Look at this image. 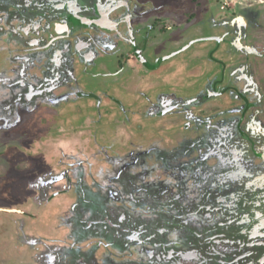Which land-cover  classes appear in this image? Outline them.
I'll use <instances>...</instances> for the list:
<instances>
[{"label":"rangeland","instance_id":"1","mask_svg":"<svg viewBox=\"0 0 264 264\" xmlns=\"http://www.w3.org/2000/svg\"><path fill=\"white\" fill-rule=\"evenodd\" d=\"M126 1L132 15L123 8L111 21L196 11L190 35L210 34L220 27L211 11L239 21L264 54V2L252 5L262 0H206L203 15L193 0H0V264L251 260L229 246L253 215L243 187L259 160L249 129L264 132V68L253 77L261 88L224 84L216 96L218 66L192 51L211 42L159 62L180 36L152 22L135 33L145 48L151 41L149 64L159 62L147 70L127 44L144 23H121V40L72 19Z\"/></svg>","mask_w":264,"mask_h":264},{"label":"flooded vegetation","instance_id":"2","mask_svg":"<svg viewBox=\"0 0 264 264\" xmlns=\"http://www.w3.org/2000/svg\"><path fill=\"white\" fill-rule=\"evenodd\" d=\"M206 0H193V5L198 8L197 11H199L200 14H206ZM264 2V0L260 1L259 3L252 4L253 7L255 5H261ZM173 6L180 7V3H172ZM181 5H183V1L181 2ZM250 5L249 8H252ZM217 6V5H216ZM112 9H107L103 13L101 12L100 6L98 4L94 5L92 7V10L95 14H97L95 17H86V16H77L78 12L80 10H77L72 19H77L78 23L82 25L83 27H97L100 29V33H110L114 32L119 39H124L123 36L120 35L119 31L117 28L120 26L121 23H126L128 27H130V22L132 24H142L144 23L143 26L136 28V32L131 33L129 37L131 39L127 40V44L131 46V50L133 53V56L136 58L137 61H139L143 67H145L147 70L148 69H154L159 65V62L163 61L164 59H167L173 55L179 54L181 51H184L186 49H192V46L197 44L198 42H211L208 44H211L209 49L206 51L205 48H195L192 51L193 56L200 58L203 57L205 60V64L208 63V61H213V63H216L218 66L217 69H219V73L217 76L216 73V80H215V85L217 87H222L224 84L227 87H230L232 90L237 89L238 83H241L244 85L246 89L250 91L253 88H261L259 85V80L258 78H255V81L253 80L254 74L256 71L261 70V66L264 68V54L258 53L259 51L253 46L250 45L249 37L247 35H244L243 33V25H240L238 22L239 21H233V20H228L225 16L219 17V21L214 19V13L211 11L209 12V16L211 17L212 24L215 25L216 22L217 25H219V29L214 30L210 34H194L190 35V24L195 21L197 18V15L195 14L196 11L190 12V13H185V15H178L174 16L170 12L167 16L163 17L162 15H154V16H148L147 19H140L138 18V21L134 22L133 19L131 18L130 12L131 7L128 5V1H126L125 4L123 5H116L111 7ZM129 9L130 14L128 13V21L127 24V15H123L120 17L121 19L118 20L117 22L111 21L109 18L110 15L113 12H117L120 14L121 10ZM217 9V7H216ZM184 12V11H183ZM61 13H59L58 10H54L53 16H48L46 23L49 24V20H55L57 21L59 19ZM51 18V19H50ZM155 18V19H154ZM152 20V21H150ZM164 21L165 23H169V28L168 30L171 31V33L177 32V34L180 36L179 40L176 41V48L175 51L172 52L171 54H166L164 55V58H160L158 63H154L155 65L149 64V61L146 57V51L148 47L151 46V41L148 42L147 48L144 46L140 45L138 42V38L135 35L138 34V32H141L143 28H148L151 27L152 22H160ZM95 21H98L100 23H96ZM36 20H29V24L32 25L35 23ZM149 22V23H148ZM45 23V22H44ZM62 23L57 22L55 28L58 30L59 33L63 32V28H59V26ZM29 25V26H30ZM35 27V25H33ZM69 27V25H68ZM67 28L65 31L68 30ZM159 27V26H157ZM108 30V31H107ZM241 30V31H240ZM103 31V32H101ZM69 32V31H68ZM67 32V33H68ZM219 32V33H218ZM80 36V35H79ZM92 38V35L89 36ZM89 38V39H90ZM81 40L82 38H78ZM124 42V41H123ZM106 45L112 47L114 46L113 43H110V41H105L104 42ZM125 44V42L123 43ZM181 44V45H179ZM138 45V46H137ZM178 45V46H177ZM205 45V44H204ZM203 45V46H204ZM139 47V48H138ZM119 50H122V48H118ZM143 53L141 55L139 52L140 51ZM121 54V53H120ZM126 55V53H124ZM97 55V54H96ZM207 56V58H206ZM208 59V61H207ZM261 59V60H260ZM110 61V59H109ZM112 61V59H111ZM119 60L116 61L115 65L117 66L116 68L123 74L127 72V65L126 63L118 66ZM153 64V63H152ZM103 67L105 65H102ZM113 65L111 64V67ZM106 67V66H105ZM117 70H115L113 73H115ZM132 77V76H131ZM253 82L257 86L252 87ZM234 88V89H233ZM228 90V89H227ZM227 90L223 92L221 89H216L217 95L216 96H221L225 93H227ZM247 98V97H245ZM248 100V98H247ZM248 108L247 110H250L249 107H251V103H246ZM244 115V112H242ZM246 115V113H245ZM256 127L261 126L260 124H255ZM252 130V133L249 134L251 140H252V147H250V150L254 155L258 156L259 160L257 159H252L250 164L253 165V169L256 171L251 175L252 179L246 183V185L243 188H246L248 195L246 196V201L244 205L249 206V210L252 212V218L250 219V223L247 224V226H241V231L243 234H245V239L244 237L239 238L235 243H232L235 245H242V247H245V253L243 254H237L235 255V259H244L247 258L248 256H251L250 261H246L243 264H264V132L257 133L259 136H262V138H259L255 136L256 132L255 129L251 126L249 131ZM253 148V149H252ZM258 169V171H257ZM259 173H262L261 175ZM259 174V175H256ZM240 188V187H239ZM243 188L239 191H242ZM238 189V188H237ZM238 191V192H239ZM258 193V194H257ZM233 207V206H232ZM1 210H7L10 211L11 209H1ZM17 211V210H15ZM246 215L247 212H244ZM234 221V219H233ZM219 233H215L214 236H217ZM221 235V234H219ZM226 244V243H224ZM223 244V245H224ZM219 263V261H218ZM219 264H225L224 261H222ZM231 264V263H229Z\"/></svg>","mask_w":264,"mask_h":264},{"label":"water","instance_id":"3","mask_svg":"<svg viewBox=\"0 0 264 264\" xmlns=\"http://www.w3.org/2000/svg\"><path fill=\"white\" fill-rule=\"evenodd\" d=\"M96 23H100V22H98V21H95Z\"/></svg>","mask_w":264,"mask_h":264}]
</instances>
